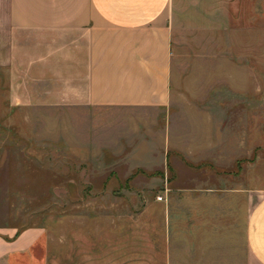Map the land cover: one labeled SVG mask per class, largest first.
<instances>
[{
    "label": "crops",
    "instance_id": "1",
    "mask_svg": "<svg viewBox=\"0 0 264 264\" xmlns=\"http://www.w3.org/2000/svg\"><path fill=\"white\" fill-rule=\"evenodd\" d=\"M175 10V0H0L7 105L67 108L74 127L96 111L126 126L169 113ZM185 124L147 129L150 140L141 142L132 127L130 158L147 167H211L183 143L193 136ZM161 184V201L154 196L136 219L118 221L116 242L71 240L64 259V246L45 242L44 229L4 227L0 264H264V195L253 207L249 183L180 174Z\"/></svg>",
    "mask_w": 264,
    "mask_h": 264
},
{
    "label": "rangeland",
    "instance_id": "2",
    "mask_svg": "<svg viewBox=\"0 0 264 264\" xmlns=\"http://www.w3.org/2000/svg\"><path fill=\"white\" fill-rule=\"evenodd\" d=\"M175 7L165 115L126 118V126L96 111L74 127L67 108L7 105L10 77L0 69V229L42 228L67 259L71 240L116 242L118 221L163 198L161 182L174 175L245 181L253 207L264 195V0H175ZM167 122L188 123L183 130L193 136L183 143L211 167H147L130 158L132 127L141 142Z\"/></svg>",
    "mask_w": 264,
    "mask_h": 264
},
{
    "label": "built area",
    "instance_id": "3",
    "mask_svg": "<svg viewBox=\"0 0 264 264\" xmlns=\"http://www.w3.org/2000/svg\"><path fill=\"white\" fill-rule=\"evenodd\" d=\"M162 199H163V198H162L161 196H159V197H158V200H160V201H161Z\"/></svg>",
    "mask_w": 264,
    "mask_h": 264
},
{
    "label": "trees",
    "instance_id": "4",
    "mask_svg": "<svg viewBox=\"0 0 264 264\" xmlns=\"http://www.w3.org/2000/svg\"><path fill=\"white\" fill-rule=\"evenodd\" d=\"M21 231V230H20Z\"/></svg>",
    "mask_w": 264,
    "mask_h": 264
}]
</instances>
